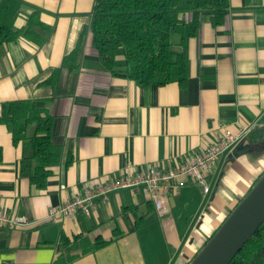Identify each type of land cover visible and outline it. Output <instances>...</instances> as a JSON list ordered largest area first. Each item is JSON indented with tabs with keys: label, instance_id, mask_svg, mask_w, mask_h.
Returning <instances> with one entry per match:
<instances>
[{
	"label": "crops",
	"instance_id": "0c3cea01",
	"mask_svg": "<svg viewBox=\"0 0 264 264\" xmlns=\"http://www.w3.org/2000/svg\"><path fill=\"white\" fill-rule=\"evenodd\" d=\"M25 1L43 10L52 31L42 46L21 39L0 47V211L22 220L0 227V264H53L65 237L111 240L115 230L116 241L75 264L190 263L264 173V159L252 157L247 140L264 117V0H230L219 27L203 15L189 45L185 88H143L105 70L90 32L96 0ZM25 24L21 17L17 27ZM82 36L78 69H63L50 83ZM22 100L53 117V143L63 150L45 190L31 184L23 147L3 122L9 104ZM225 129L244 135L207 173L209 194L189 181L161 215L144 193L119 189L90 216L49 218L84 184L181 162Z\"/></svg>",
	"mask_w": 264,
	"mask_h": 264
},
{
	"label": "trees",
	"instance_id": "16d2710c",
	"mask_svg": "<svg viewBox=\"0 0 264 264\" xmlns=\"http://www.w3.org/2000/svg\"><path fill=\"white\" fill-rule=\"evenodd\" d=\"M230 9V0H96L90 25L93 48L102 67L116 77L134 81L143 88L169 84L185 88L189 80V45L201 28L203 15L212 14L213 26L219 27L226 23ZM42 14L43 10L25 0H0V47L21 39L42 46L52 31L42 22ZM21 17L26 24L18 28ZM83 36L77 48L64 58L61 69L54 72L50 83L63 69H78ZM121 49L124 63L118 61ZM3 122L12 133L14 144L23 147V162L30 171L31 184L45 190L63 155L62 148L53 143V117L37 101L22 100L9 104ZM247 140L252 157L256 161L264 159V117ZM120 235L115 230L111 240L65 237L62 253L53 264H75L107 247ZM231 264H264V223Z\"/></svg>",
	"mask_w": 264,
	"mask_h": 264
},
{
	"label": "built area",
	"instance_id": "2783aa9c",
	"mask_svg": "<svg viewBox=\"0 0 264 264\" xmlns=\"http://www.w3.org/2000/svg\"><path fill=\"white\" fill-rule=\"evenodd\" d=\"M247 134L248 132L245 133ZM243 135L244 133L236 135L231 130L225 129L223 135L213 144L181 162L159 163L134 174L126 173L110 182L84 184L81 192L75 194L62 206L52 208L49 218L57 221L63 216H90L96 210L100 200H106L112 192L119 189L144 193L152 199L157 211L161 215H166L169 213L167 199L177 195L189 181L200 185L204 194L210 193L207 173L221 156L242 141ZM21 222L22 220L14 219L5 211H0V227L16 226Z\"/></svg>",
	"mask_w": 264,
	"mask_h": 264
},
{
	"label": "water",
	"instance_id": "95a60500",
	"mask_svg": "<svg viewBox=\"0 0 264 264\" xmlns=\"http://www.w3.org/2000/svg\"><path fill=\"white\" fill-rule=\"evenodd\" d=\"M264 223V174L190 264H231Z\"/></svg>",
	"mask_w": 264,
	"mask_h": 264
},
{
	"label": "rangeland",
	"instance_id": "374dc122",
	"mask_svg": "<svg viewBox=\"0 0 264 264\" xmlns=\"http://www.w3.org/2000/svg\"><path fill=\"white\" fill-rule=\"evenodd\" d=\"M118 61L119 63H124L125 61L124 51L122 49L118 51Z\"/></svg>",
	"mask_w": 264,
	"mask_h": 264
}]
</instances>
